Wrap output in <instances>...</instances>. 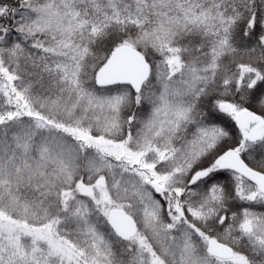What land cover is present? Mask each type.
<instances>
[{"label": "snow or ice", "instance_id": "obj_1", "mask_svg": "<svg viewBox=\"0 0 264 264\" xmlns=\"http://www.w3.org/2000/svg\"><path fill=\"white\" fill-rule=\"evenodd\" d=\"M0 264H264V0H0Z\"/></svg>", "mask_w": 264, "mask_h": 264}]
</instances>
